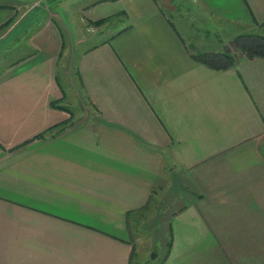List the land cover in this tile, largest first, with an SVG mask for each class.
I'll return each instance as SVG.
<instances>
[{
  "label": "crops",
  "instance_id": "obj_1",
  "mask_svg": "<svg viewBox=\"0 0 264 264\" xmlns=\"http://www.w3.org/2000/svg\"><path fill=\"white\" fill-rule=\"evenodd\" d=\"M263 22L264 0H0V52H26L0 69V264H150L162 239L157 264H264V58L193 57Z\"/></svg>",
  "mask_w": 264,
  "mask_h": 264
},
{
  "label": "trees",
  "instance_id": "obj_2",
  "mask_svg": "<svg viewBox=\"0 0 264 264\" xmlns=\"http://www.w3.org/2000/svg\"><path fill=\"white\" fill-rule=\"evenodd\" d=\"M111 17L102 18L93 22L94 25L99 26L108 21ZM264 24V22H263ZM241 41L240 48L247 58L263 57L264 58V36L257 33H247L239 36ZM194 59L212 69L221 70L226 69L234 64L233 57L227 53H208L199 52L195 54ZM52 107L63 108L57 106L55 102L51 103ZM66 109V108H65ZM171 240L167 244V250L161 261H164L171 248Z\"/></svg>",
  "mask_w": 264,
  "mask_h": 264
},
{
  "label": "rangeland",
  "instance_id": "obj_3",
  "mask_svg": "<svg viewBox=\"0 0 264 264\" xmlns=\"http://www.w3.org/2000/svg\"><path fill=\"white\" fill-rule=\"evenodd\" d=\"M99 32H101V31H99ZM247 33H255V32H253V31L251 32L249 30L244 29L240 35L247 34ZM234 37L235 36H231L230 37L231 39L228 40L227 43L221 45L220 47H218V46H216V48L213 47V51L215 50L216 52H214V53H219L218 51L222 50L223 53H227V54L231 55L233 57V60L235 63V61L237 60L236 58H238V57L247 58V56H245V54L242 52V50L240 48V43H241L240 39L239 38L236 39ZM94 41H96V40L94 39ZM24 51H25V49L21 48V47H16V48H14V50H11L10 48L9 49L4 48L0 52V69L2 67H4L5 65L11 63L12 61L18 59L19 57H22L23 55H25L26 52H24ZM222 51H221V53H222ZM75 111H76V108H75ZM136 233H137L136 236H138V238L136 239V243H137V245L141 246L145 242L144 232L136 229ZM163 242H164V239H162V243H160V241H159V243L156 244L154 251H151L147 255V260L150 264H157L160 261L162 255H163V249H164L163 248Z\"/></svg>",
  "mask_w": 264,
  "mask_h": 264
}]
</instances>
